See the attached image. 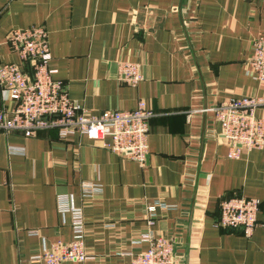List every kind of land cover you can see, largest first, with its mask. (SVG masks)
Segmentation results:
<instances>
[{
    "label": "crops",
    "instance_id": "1",
    "mask_svg": "<svg viewBox=\"0 0 264 264\" xmlns=\"http://www.w3.org/2000/svg\"><path fill=\"white\" fill-rule=\"evenodd\" d=\"M33 25L48 32L54 78L88 115L143 103L154 116L143 166L79 133L0 132V264L70 241L74 211L88 259L65 264H131L158 237L175 242L179 264H264V146L228 158L202 112L264 96L247 70L264 0H0V65L21 64L6 37ZM125 61L140 64L136 87L117 79ZM12 108L0 90V112ZM255 114L264 120V107ZM233 195L260 202L263 225L249 236L217 226Z\"/></svg>",
    "mask_w": 264,
    "mask_h": 264
},
{
    "label": "built area",
    "instance_id": "2",
    "mask_svg": "<svg viewBox=\"0 0 264 264\" xmlns=\"http://www.w3.org/2000/svg\"><path fill=\"white\" fill-rule=\"evenodd\" d=\"M6 42L17 53L21 64L0 65V90L13 102L9 112H0V132H18L25 138L38 132L56 129L60 137L79 133L101 141L103 147L123 158L144 165L148 155L150 120L154 113L139 103L134 110H104L99 115H88L72 99L62 81L54 78L50 68L51 53L48 32L43 26L12 29ZM251 55L247 70L257 81H264V35L250 44ZM28 64L31 73L24 71ZM118 81L136 87L143 80L139 63L120 62ZM264 107V96L246 95L231 98L206 107L212 122L219 126L220 137L228 147L227 157L238 159L243 151L264 146V120L256 110ZM91 189H87L90 192ZM260 202L255 198L233 195L219 203L217 226L236 228L249 236L260 225L257 215ZM74 235L68 242L57 241L40 248L27 259L28 264H65L88 259L80 212L74 211ZM175 242L158 237L150 247L133 255L131 264H179Z\"/></svg>",
    "mask_w": 264,
    "mask_h": 264
},
{
    "label": "water",
    "instance_id": "3",
    "mask_svg": "<svg viewBox=\"0 0 264 264\" xmlns=\"http://www.w3.org/2000/svg\"><path fill=\"white\" fill-rule=\"evenodd\" d=\"M206 108V107H205Z\"/></svg>",
    "mask_w": 264,
    "mask_h": 264
}]
</instances>
